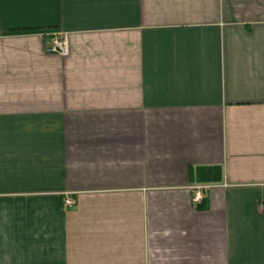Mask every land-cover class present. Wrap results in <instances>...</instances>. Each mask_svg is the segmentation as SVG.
I'll use <instances>...</instances> for the list:
<instances>
[{"label": "crops", "instance_id": "crops-1", "mask_svg": "<svg viewBox=\"0 0 264 264\" xmlns=\"http://www.w3.org/2000/svg\"><path fill=\"white\" fill-rule=\"evenodd\" d=\"M0 264H264V0H0Z\"/></svg>", "mask_w": 264, "mask_h": 264}, {"label": "built area", "instance_id": "built-area-1", "mask_svg": "<svg viewBox=\"0 0 264 264\" xmlns=\"http://www.w3.org/2000/svg\"><path fill=\"white\" fill-rule=\"evenodd\" d=\"M48 54L67 55L68 54V43L65 38H61L60 35H56L52 41V45L46 48ZM202 196L200 192L195 195L194 200L198 203L202 202ZM69 206L73 205L72 201H67Z\"/></svg>", "mask_w": 264, "mask_h": 264}]
</instances>
